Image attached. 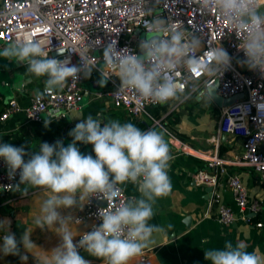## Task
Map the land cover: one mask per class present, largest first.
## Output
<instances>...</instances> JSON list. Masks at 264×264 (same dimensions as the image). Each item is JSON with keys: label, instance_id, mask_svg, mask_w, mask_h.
Returning a JSON list of instances; mask_svg holds the SVG:
<instances>
[{"label": "clouds", "instance_id": "9594fccd", "mask_svg": "<svg viewBox=\"0 0 264 264\" xmlns=\"http://www.w3.org/2000/svg\"><path fill=\"white\" fill-rule=\"evenodd\" d=\"M202 14L215 8L229 22V26L243 33L239 48L244 53L242 63L264 75V6L260 0H193ZM148 0H139L145 15H153L154 7H144ZM165 21L154 16L150 24L151 38L138 44L140 54L128 49L116 50L111 43L103 51V61L108 72L101 73L103 87L110 76L119 81V91L133 90L145 102L166 104L181 99L185 93L174 79L179 70L189 93L200 91L201 81L195 75L203 73L215 79L230 64V56L222 47H210L205 58L201 52V37L185 30L179 23L167 28ZM62 54V53H59ZM80 62L72 65L71 59L49 58L38 40L31 38L11 41L0 50V58L26 64L27 82L44 79L43 89H35L37 99L62 91L69 80L89 78L96 67L89 62L87 52L78 53ZM168 74L167 76L165 74ZM203 83H206L203 82ZM211 99V88L203 90ZM56 112L45 121L47 127L58 120ZM68 133L72 142L63 146L42 143L25 161L24 147L0 144V160L8 169L9 178L19 169V183L10 188L21 196L32 189H40L46 198L34 217L36 228L54 229L60 243L45 253L44 264H90L80 254L82 249L101 264H129L153 242V233H163L165 227L152 225L154 205L172 190L168 175L173 156L165 139V129L142 130L134 123L110 120L103 124L99 118L89 115ZM92 145L93 155L82 154L77 144ZM132 183L137 186L138 198L127 200L115 211H107L99 217L98 227L80 235L73 243L71 216H61V209L82 207L89 198L111 200L122 191V186ZM23 186V187H21ZM2 223V222H0ZM59 225L58 227H53ZM167 227H171L168 225ZM33 231V230H32ZM32 231H24L20 243L29 252L37 248L30 239ZM247 244L226 241L223 248L204 250V259L210 264H264V255L259 250L247 251ZM0 255H20L17 241L8 231L0 236ZM26 261V256H20Z\"/></svg>", "mask_w": 264, "mask_h": 264}, {"label": "built area", "instance_id": "2783aa9c", "mask_svg": "<svg viewBox=\"0 0 264 264\" xmlns=\"http://www.w3.org/2000/svg\"><path fill=\"white\" fill-rule=\"evenodd\" d=\"M260 4L264 6V0H260ZM144 7H154L153 15H145L139 0H0V45L31 38L41 43L49 58L64 59L70 56L72 65L79 64L78 53L87 52L89 62L96 66L92 72L100 77V71L108 72L102 57L105 47L113 43L118 51L128 49L139 55L138 44L145 38L144 35L153 34L150 24L154 16L163 19L169 29L175 28L179 23L185 30L200 36L202 48L198 54L205 58L210 47H222L231 60L221 74L213 79L201 73L193 79L202 82L201 92L216 82V93L222 98L241 95L228 106L221 107L213 140L216 145L219 135L236 136L241 141V154L227 161L218 157L215 152L188 149L171 132L163 126L161 128L166 130V135L179 151L197 156L205 162V169L192 174L194 184L212 188L221 183L228 187L238 214L235 216L226 205H218L216 220L222 225L230 224L236 218L245 222L249 220V215H256L260 211V205L257 200L248 199L241 180L236 174L229 172L227 167L249 168L259 179L264 180V75L249 70L242 63L244 53L239 48V43L243 33L230 27L229 22L215 8L202 14L193 0H148ZM174 79L185 93L184 96L195 92H188L181 71L174 74ZM81 82L82 77L76 81L69 80L62 91L43 99H37L33 94L24 106L10 98L0 108V121L18 113L26 120L36 121L48 109L57 110L58 116L64 117L67 112L80 107ZM106 83L110 88L105 95L111 104L127 109L135 117H149L146 109L157 105L145 102L133 90L119 91L120 81L116 76H110ZM19 171L18 169L15 177L10 179L7 166L0 160V195L13 190L10 186L19 182ZM127 200L129 197L123 190L116 198L107 201L97 197L89 198L72 217L76 222H90L73 243L79 241L81 234L98 227L101 223L99 217L105 212L115 211ZM215 202L216 195L212 199V203ZM207 210H210V205ZM260 225L259 222L256 223L257 227ZM144 257L143 252L139 260L142 261Z\"/></svg>", "mask_w": 264, "mask_h": 264}, {"label": "crops", "instance_id": "0c3cea01", "mask_svg": "<svg viewBox=\"0 0 264 264\" xmlns=\"http://www.w3.org/2000/svg\"><path fill=\"white\" fill-rule=\"evenodd\" d=\"M7 45H0V50ZM27 67L26 64L0 58V108L10 98L24 106L35 94V89H43L46 78L27 82ZM100 79L102 77L95 72H91L87 79L82 77L80 107L67 112L64 117H59L57 110L48 109L36 121L26 120L20 113L0 121V144L8 143L17 148L23 146L26 153L24 160L27 161L39 144L51 145L62 141L63 146L67 147L72 142L68 133L80 122L75 118L86 119L91 115L102 120L101 127L110 120L131 122L142 130L161 129L163 126L188 149L215 152L218 157L227 161L241 154V141L236 136L219 135L214 145L221 107L216 106L201 90L166 104L148 106L146 112L150 119L145 115L135 117L127 109L113 106L105 95L110 87L107 83L100 87ZM53 111L59 119L45 127L44 120L47 121ZM165 139L173 156L168 169L172 190L166 197L157 200L154 216L149 221L152 225L165 227V231L153 233V242L142 251L144 259L139 260L141 253L129 264H210L204 259V250L223 248L226 241H231L233 245L244 242L248 246L247 251L258 249L264 255V180L259 179L249 168L227 167L229 172L236 174L241 180L248 199L258 201L260 211L256 215H249V220L245 222L236 218L230 224L222 225L215 217L218 205H226L235 216L238 214L228 187L221 183L212 188L194 184L192 174L205 169V162L197 156L179 151L167 135ZM76 146L82 154L94 156L92 145L78 143ZM122 190L129 199L140 195L137 186L132 183L123 185ZM215 195L216 202L212 203ZM45 198L46 193L40 189H32L24 196L15 189L0 195V236L7 231L13 234L20 250V255H0V264H44L45 253L59 245L60 237L53 232L54 229L36 228L34 223V217L39 213L40 204ZM209 205L210 210H207ZM80 209L81 207H72L59 211L62 217L72 218ZM257 222L261 224L260 227L256 226ZM89 223V220H72L70 228L76 235L73 240ZM168 225L171 227H167ZM24 231H32L30 239L37 247L29 252L20 243ZM80 254L90 264H101V261L88 256L83 250H80ZM20 256H26L27 260L21 261Z\"/></svg>", "mask_w": 264, "mask_h": 264}, {"label": "water", "instance_id": "95a60500", "mask_svg": "<svg viewBox=\"0 0 264 264\" xmlns=\"http://www.w3.org/2000/svg\"><path fill=\"white\" fill-rule=\"evenodd\" d=\"M152 36L153 34L144 35L145 38H151ZM54 54H58V53H54ZM138 54H140L139 49H138ZM207 88H211V100L218 107L228 106L229 104L233 102V100L241 97V95L239 94V95H235V96H231L227 98H222L216 93V82H214L210 87H207Z\"/></svg>", "mask_w": 264, "mask_h": 264}, {"label": "rangeland", "instance_id": "374dc122", "mask_svg": "<svg viewBox=\"0 0 264 264\" xmlns=\"http://www.w3.org/2000/svg\"><path fill=\"white\" fill-rule=\"evenodd\" d=\"M103 79V78H102Z\"/></svg>", "mask_w": 264, "mask_h": 264}]
</instances>
